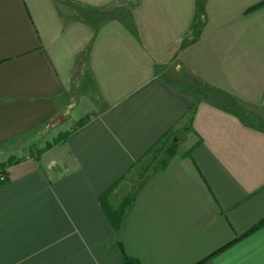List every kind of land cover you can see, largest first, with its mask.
I'll return each mask as SVG.
<instances>
[{
	"label": "crops",
	"instance_id": "obj_1",
	"mask_svg": "<svg viewBox=\"0 0 264 264\" xmlns=\"http://www.w3.org/2000/svg\"><path fill=\"white\" fill-rule=\"evenodd\" d=\"M186 73L264 112V0H0V264H264V128Z\"/></svg>",
	"mask_w": 264,
	"mask_h": 264
},
{
	"label": "rangeland",
	"instance_id": "obj_2",
	"mask_svg": "<svg viewBox=\"0 0 264 264\" xmlns=\"http://www.w3.org/2000/svg\"><path fill=\"white\" fill-rule=\"evenodd\" d=\"M65 2L69 3L68 1H65ZM72 4L73 3L70 4L71 7H72ZM104 11H103L104 16H107V17H118V18H119V16L122 17V15H120V13L122 14V10H121V8H119L118 5H115L113 7L107 8ZM163 68H167V67H163ZM173 70H172L171 66L168 67V72L169 71H173ZM184 75H185V77L182 78L183 81L185 83L190 81L189 83L193 84L197 89H199L203 96H207V97L209 96V98H211L213 101H217L219 103H224L223 105L227 106L230 110H232L237 115H239L248 124H251V125L256 126V127L264 128V112L262 110L256 109L253 106H248L246 104L240 103L237 100L233 99L231 96L227 97L224 94L219 93L217 90L210 88L208 85H204L202 82L197 81L196 78H194L191 75L190 76L187 75V73L184 74ZM72 119H74V118H72ZM177 137H178V135H174L173 136L174 140H176ZM171 140H173L172 137H171ZM171 140L168 143H170ZM178 140H179V137H178ZM40 143L41 142L36 143L35 148L36 147L39 148L40 147L39 146ZM27 146L29 147V146H31V144H27ZM183 147H184V145L183 144L181 145V143H180V146H177L176 148H178V149L180 148L181 149ZM20 149L21 148L19 147L18 150L17 149L14 150L13 153L9 152L10 154H8V156H7V154L2 155L0 157V165L6 164L10 160L8 158H10L12 154L18 155V152H19ZM19 153L22 154L21 152H19ZM25 154L26 153H24L23 155H25ZM28 154H30V152ZM16 157L17 156H15V158ZM6 158H7V160H6ZM5 168H1L0 169V175L4 172Z\"/></svg>",
	"mask_w": 264,
	"mask_h": 264
},
{
	"label": "trees",
	"instance_id": "obj_3",
	"mask_svg": "<svg viewBox=\"0 0 264 264\" xmlns=\"http://www.w3.org/2000/svg\"><path fill=\"white\" fill-rule=\"evenodd\" d=\"M88 121V118H83L77 122V127L83 126ZM170 134H167L159 139V141L147 152V154L139 161L140 168L142 170V177L146 172H148L153 165V163L157 162L159 166H164L169 157L176 153V142L175 140H171L169 138ZM169 138V139H168ZM171 140L170 143H168ZM161 153V154H160ZM163 155V157L158 160V156ZM153 156V157H152ZM19 158L10 159L6 164L0 165L1 168H5L8 165H12L14 162L18 161ZM132 169V168H131ZM141 178V177H140ZM116 186L111 187V190ZM134 196H127L123 202L113 210L112 215H110L111 220L115 224L117 229L122 227V224L126 218V213L133 203ZM264 222V221H263ZM262 222V223H263ZM258 226V225H257ZM255 226V228L257 227ZM123 264H129V261L126 260Z\"/></svg>",
	"mask_w": 264,
	"mask_h": 264
},
{
	"label": "built area",
	"instance_id": "obj_4",
	"mask_svg": "<svg viewBox=\"0 0 264 264\" xmlns=\"http://www.w3.org/2000/svg\"><path fill=\"white\" fill-rule=\"evenodd\" d=\"M1 179H2V180H4V179H5V177H4V176H2V177H1Z\"/></svg>",
	"mask_w": 264,
	"mask_h": 264
}]
</instances>
